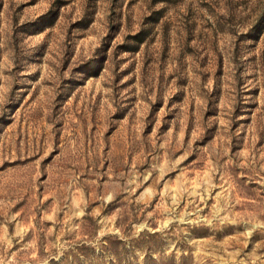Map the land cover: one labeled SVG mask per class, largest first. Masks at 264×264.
Returning <instances> with one entry per match:
<instances>
[{"label":"rangeland","instance_id":"obj_1","mask_svg":"<svg viewBox=\"0 0 264 264\" xmlns=\"http://www.w3.org/2000/svg\"><path fill=\"white\" fill-rule=\"evenodd\" d=\"M0 264H264V0H0Z\"/></svg>","mask_w":264,"mask_h":264},{"label":"trees","instance_id":"obj_2","mask_svg":"<svg viewBox=\"0 0 264 264\" xmlns=\"http://www.w3.org/2000/svg\"><path fill=\"white\" fill-rule=\"evenodd\" d=\"M52 262H54V261H52Z\"/></svg>","mask_w":264,"mask_h":264}]
</instances>
